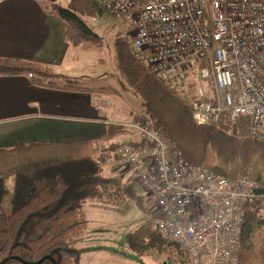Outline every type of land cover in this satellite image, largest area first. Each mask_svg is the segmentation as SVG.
Returning <instances> with one entry per match:
<instances>
[{
    "label": "built area",
    "instance_id": "built-area-1",
    "mask_svg": "<svg viewBox=\"0 0 264 264\" xmlns=\"http://www.w3.org/2000/svg\"><path fill=\"white\" fill-rule=\"evenodd\" d=\"M100 4L131 24L133 57L150 75L180 95L188 90L189 77L195 81V125L225 117L264 143V0ZM128 120L139 145H120L115 157L152 197L157 232L185 250L190 264H240L245 210L264 211L260 186L249 177L230 179L185 162L143 111H131Z\"/></svg>",
    "mask_w": 264,
    "mask_h": 264
},
{
    "label": "trees",
    "instance_id": "trees-1",
    "mask_svg": "<svg viewBox=\"0 0 264 264\" xmlns=\"http://www.w3.org/2000/svg\"><path fill=\"white\" fill-rule=\"evenodd\" d=\"M67 2L64 6L49 4L67 26L65 41L71 46L94 44L98 37L84 18L104 13L99 0ZM143 2L135 0L136 5ZM113 48L117 84L121 89L126 85L133 89L141 110L153 119L163 137L176 145L185 162L203 165L230 179L249 177L264 193L263 142L249 138L241 122H230L225 117L217 123L195 125L186 93L170 91L137 64L129 40L118 36ZM25 74L36 86H56L51 80L56 75L50 67L0 57V77ZM70 88L120 96L119 89L111 84L92 90L71 83ZM113 127H108L100 140L31 142L0 148V177H13L11 212L0 213V264H79L80 251L70 242L87 226L81 205L119 183L104 172L105 149L115 147L105 148L116 133ZM133 185L129 183L125 191L139 204L137 198L141 196ZM245 211L239 235L240 264H264V211L261 215L252 209ZM147 225L141 223L138 231L149 233L162 245H174ZM174 246L179 250L177 261L186 258V251Z\"/></svg>",
    "mask_w": 264,
    "mask_h": 264
},
{
    "label": "crops",
    "instance_id": "crops-1",
    "mask_svg": "<svg viewBox=\"0 0 264 264\" xmlns=\"http://www.w3.org/2000/svg\"><path fill=\"white\" fill-rule=\"evenodd\" d=\"M66 30L64 21L44 0H0V57L50 67L56 75L52 81L66 76L54 69L61 70L67 54L74 58L70 53L77 46L65 41ZM67 70L73 71L72 67ZM61 79L58 77L53 81L56 86L49 88L32 84L27 74L0 77V148L31 142L100 140L112 126L116 132L121 131L114 139L133 147L139 145L135 133L126 126L133 109L121 92L120 96L113 95L116 98L111 104L109 96H104L107 94L70 88L71 83L84 89L102 87L91 83V75L81 84ZM124 130H129V135ZM121 166L115 167L118 177L132 172ZM132 178L138 185L134 174Z\"/></svg>",
    "mask_w": 264,
    "mask_h": 264
},
{
    "label": "rangeland",
    "instance_id": "rangeland-1",
    "mask_svg": "<svg viewBox=\"0 0 264 264\" xmlns=\"http://www.w3.org/2000/svg\"><path fill=\"white\" fill-rule=\"evenodd\" d=\"M44 1L51 4L47 0ZM67 1L56 0L55 3L64 6L68 3ZM99 6L104 12L102 15L95 18H84L85 23L98 37L95 39V43L86 42L73 47L70 55H73L74 58H69L67 54L63 61L65 64L61 65V70L59 68L54 70L66 74V76H58L62 78L59 80L60 82L70 78L75 80L77 84H81V82H86L91 75V83L93 82L97 86L111 84L117 87L121 95L125 97L123 99L131 104L132 113L141 112V107L137 103L133 89L129 85L121 89L117 84V74L114 69L113 43L118 36L129 40L130 43L132 38L131 24L125 19L113 17L104 11L101 4ZM71 67L72 72L67 70ZM92 71L99 74L94 76ZM58 77L53 81H56ZM189 81L186 95L192 101L195 96L197 97L196 83L191 77H189ZM104 96H109L107 98L111 104L116 98L113 95ZM128 131L124 130L122 132L129 135L130 131ZM120 132H116L112 139L105 144V148L115 146L114 151L105 149L106 154H104V172L107 176L118 179V187L107 188L102 193L85 200L81 205L87 226L70 242L71 246L80 251L79 264H190L187 254H185L186 258L177 261L178 255L176 252L179 250L174 245H162L152 239L149 233L144 232L141 234L142 231H138V226L145 222H148L150 231L156 229V221L152 213V197L148 196L140 186L135 185L132 178L133 172L121 177L116 174L115 167L119 168V163L115 157V150L120 145L126 144L119 138L114 139ZM12 183V175L0 177V213L7 214L11 212ZM129 183H134L133 188L136 194L141 196V199L137 198L140 205L125 191ZM135 231L137 234L134 233ZM88 257L91 259L88 260Z\"/></svg>",
    "mask_w": 264,
    "mask_h": 264
},
{
    "label": "water",
    "instance_id": "water-1",
    "mask_svg": "<svg viewBox=\"0 0 264 264\" xmlns=\"http://www.w3.org/2000/svg\"><path fill=\"white\" fill-rule=\"evenodd\" d=\"M48 2L55 3L56 0H47Z\"/></svg>",
    "mask_w": 264,
    "mask_h": 264
}]
</instances>
